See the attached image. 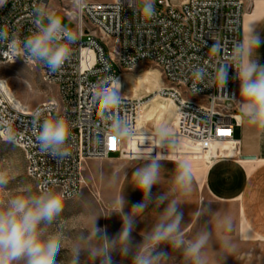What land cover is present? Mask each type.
I'll list each match as a JSON object with an SVG mask.
<instances>
[{"label": "built area", "instance_id": "obj_1", "mask_svg": "<svg viewBox=\"0 0 264 264\" xmlns=\"http://www.w3.org/2000/svg\"><path fill=\"white\" fill-rule=\"evenodd\" d=\"M65 1L71 6L59 10L74 24L71 29L63 26L72 39V55L56 70L29 59L26 48L27 37L41 22L39 15L48 13L50 0H5L0 5V32L7 34L0 36V71L23 62L37 67L42 80L58 89L56 97L30 107L15 98L0 74V138L22 150L26 174L40 193L75 198L88 159L188 156L210 164L242 157L241 140L235 136L239 120L231 104L238 87L235 54L245 47L242 27L249 0H158L160 11L152 9L151 0L148 7H141L140 0ZM141 63L158 66L169 83L157 90L158 97L175 107L167 137L153 132L139 137L144 99L115 89L123 70ZM223 66L228 67L226 84H209ZM197 69L207 72L201 81L194 77ZM105 97L116 102L105 103ZM55 118L70 124L64 156L42 151L37 139L43 122ZM114 125L133 135L119 137ZM131 145L134 154L127 155Z\"/></svg>", "mask_w": 264, "mask_h": 264}, {"label": "clouds", "instance_id": "obj_2", "mask_svg": "<svg viewBox=\"0 0 264 264\" xmlns=\"http://www.w3.org/2000/svg\"><path fill=\"white\" fill-rule=\"evenodd\" d=\"M5 0H0V5ZM47 23L38 22L27 37L28 58L42 62L51 69H59L72 55V39L66 33L62 19L55 14H46ZM0 32V36H6ZM264 42L252 36L247 47L241 46L235 54L236 75L239 85L238 109L242 123L264 128V65L254 58L255 50ZM215 51V48H213ZM228 67L216 70L209 84L223 86L227 82ZM206 70L197 69L194 77L201 81ZM197 91V89H193ZM115 99V97H113ZM115 133L121 137L133 135L114 125ZM170 130L162 127L160 135L169 136ZM70 136V124L64 118L45 120L40 126L38 141L42 151L53 156L68 154L66 142ZM163 164L160 157H150L133 172L134 190L142 199L124 212L128 201L121 196L120 208L104 218L116 214L121 220L120 230L109 235L107 226L98 224L95 217L90 230L82 233L70 245L53 234L48 226L61 213L64 201L60 193L45 191L33 193L30 187L24 194L11 195L0 200V264H56V257L64 250L69 256L68 264H118L116 259H129L131 264H169L170 254L166 250H179L186 264H209L206 249L210 244V232L202 228L191 239H185L184 214L181 202L171 199L164 206L152 228L144 233L142 240L135 241L138 216L152 203H164V194L153 196L152 189L160 182ZM9 183L5 172L0 171V191ZM192 175L186 163H178L172 179V190L187 193L191 189Z\"/></svg>", "mask_w": 264, "mask_h": 264}, {"label": "rangeland", "instance_id": "obj_3", "mask_svg": "<svg viewBox=\"0 0 264 264\" xmlns=\"http://www.w3.org/2000/svg\"><path fill=\"white\" fill-rule=\"evenodd\" d=\"M254 3V0L247 2L246 19L252 13ZM139 4L141 7H148L147 0H140ZM150 5L155 11L161 9L158 0H151ZM70 6L65 0H50L47 14L59 16L63 26L71 29L74 27L73 22L59 10L60 7ZM39 20L47 23L46 14L39 15ZM261 21H264V17ZM114 69L116 73L121 71L118 65H115ZM0 74L2 78L8 81L15 98L30 107L46 103L58 94L55 85L47 84L42 80L40 70L37 67L26 63L18 62L5 65ZM168 85L169 83L162 75L160 68L153 63H141L134 69L123 70L119 85L121 93L127 96L141 97L144 99V105H146L139 112V137L146 133H160L162 127H167L171 131L175 122V107L169 99L160 98L157 95V90L160 87ZM231 107L234 109V103L231 104ZM140 156L120 158L141 160L142 157ZM187 159L206 162L201 157L187 156L180 160L186 162ZM105 162L107 159L99 158L88 159L84 162L81 192L75 198L63 200V210L48 226V233L61 238L66 245H70L82 233L90 230L95 217H100L98 224L101 227L107 226L109 235H114L120 230L121 220L118 215L113 214L110 218H104L116 209V179L103 177V170H95L98 166L101 168V164ZM0 171L5 172L9 179L6 189L0 191V200H6L11 195L24 194L23 189L25 187H30L33 193H40L36 182L26 174L22 150L1 138ZM237 216V208L234 205L211 201L203 212L201 220L185 236V239H191L202 228H207L210 232V244L206 249L209 264H264V239H254L253 241L240 239L236 229ZM133 236L136 242L142 240L135 233ZM166 250L170 254L169 264H186L185 258L179 250L171 248ZM69 259L66 251L62 250L56 257V264H68ZM116 259L118 264H131L129 259H122L119 256ZM82 264H84L83 261Z\"/></svg>", "mask_w": 264, "mask_h": 264}, {"label": "crops", "instance_id": "obj_4", "mask_svg": "<svg viewBox=\"0 0 264 264\" xmlns=\"http://www.w3.org/2000/svg\"><path fill=\"white\" fill-rule=\"evenodd\" d=\"M252 13L258 1L254 0ZM250 13V14H252ZM264 9L255 21L250 22L246 28V18L242 27V37L245 47L248 46L252 36H259L264 41ZM254 58L264 65V42L255 50ZM239 85L236 89L234 110L239 120L235 126V136L241 140V158H228L215 160L210 164L202 160L187 159H161L160 182L153 187V196L164 194L168 200L164 203L150 204L137 218L136 231L141 238L155 223L164 206L171 199L181 202L185 236L198 224L207 205L211 201L222 204H232L237 208V235L243 241L264 239V128L242 123L238 109ZM233 108V107H232ZM127 155H133L131 145ZM253 157V158H246ZM186 160V159H185ZM148 159L126 160L114 155L107 162L95 170H103V177L115 178V207L120 208L121 196L128 201L123 211L127 212L132 204L142 199L141 193L134 190L133 172L142 167ZM205 161V159H204ZM178 163H186L191 171L192 184L187 193H178L172 190V179L177 171ZM87 166V165H86ZM106 170H110L107 171Z\"/></svg>", "mask_w": 264, "mask_h": 264}, {"label": "bare ground", "instance_id": "obj_5", "mask_svg": "<svg viewBox=\"0 0 264 264\" xmlns=\"http://www.w3.org/2000/svg\"><path fill=\"white\" fill-rule=\"evenodd\" d=\"M263 9H264V0L263 1H258L257 5H256L255 11L252 14H250V15L247 16V19H246V28L249 26V23L250 22H253L258 17V15L260 13H262ZM121 78H122V76L118 79V81H117V83L115 85V89L116 90L119 89L120 79ZM145 106L146 105H144L142 108H144ZM140 110H139V112H140Z\"/></svg>", "mask_w": 264, "mask_h": 264}, {"label": "snow or ice", "instance_id": "obj_6", "mask_svg": "<svg viewBox=\"0 0 264 264\" xmlns=\"http://www.w3.org/2000/svg\"><path fill=\"white\" fill-rule=\"evenodd\" d=\"M109 102L115 103L116 101L115 100L109 101L108 98L105 97V103H109ZM110 144H112V146L115 145V138L110 139Z\"/></svg>", "mask_w": 264, "mask_h": 264}, {"label": "water", "instance_id": "obj_7", "mask_svg": "<svg viewBox=\"0 0 264 264\" xmlns=\"http://www.w3.org/2000/svg\"><path fill=\"white\" fill-rule=\"evenodd\" d=\"M246 158H248V159H249V158H253V157H246Z\"/></svg>", "mask_w": 264, "mask_h": 264}]
</instances>
